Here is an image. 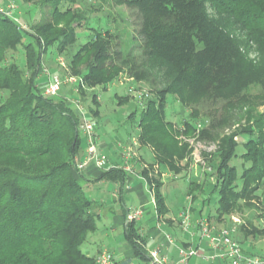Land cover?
Segmentation results:
<instances>
[{"label":"trees","instance_id":"1","mask_svg":"<svg viewBox=\"0 0 264 264\" xmlns=\"http://www.w3.org/2000/svg\"><path fill=\"white\" fill-rule=\"evenodd\" d=\"M33 1L22 0L24 4ZM65 1L46 0V4H52V20L44 19L30 31L0 14V264H98L96 258L81 250L89 235L98 231L100 216L94 212L95 202L87 197L83 176L75 168L85 143L79 113L68 98L43 94L44 56L49 49L54 56L65 57L70 75L79 78L73 85L78 90H72L75 97L84 101L88 91L93 92L88 109L93 120L100 115L95 90L107 89L121 73L127 72L136 83L143 81L152 88L137 129L139 145L154 155L155 164L144 168L143 175L154 191L159 218L170 212L162 191L163 172L177 176L192 164L189 144L180 146L172 134L174 126L166 121L170 95L177 98L183 110H191L182 121L183 134L191 137L197 133L200 140L218 144L217 151L208 154L207 159L214 177L213 194L207 195L208 171L205 181L189 184L193 203L203 205L198 214L204 215V206L214 195L218 197L217 208L208 215L212 223L224 225L231 215L260 211L264 114L251 111L254 106L247 98L248 82L235 85L238 62L243 57L230 31L231 27H240L263 48L264 0H117L116 4L137 8L142 16L140 61L132 52L118 49V36L108 31L97 30L82 43L77 30L89 18L80 8L63 13L58 5ZM211 12L233 21L220 24ZM64 20V26L57 28ZM25 34L30 36L29 42L24 40ZM20 48L25 55V69L16 63L7 64L9 53ZM261 82L264 86V80ZM224 92H231L226 95L227 108L239 104L247 107V123L219 137L212 130L222 123L212 121L206 128L196 121L201 117L199 106L216 103L218 98L223 99ZM118 99L119 104L130 100L129 96ZM242 137L248 139L242 159L250 167L241 171L231 165V160L239 147L237 139ZM184 161L186 166L182 165ZM126 175L124 170H111L97 181L119 183L122 189ZM239 233V240H234L241 247L250 237H264V228L247 220ZM125 239L137 258L149 262L146 240L139 234L135 220L126 223Z\"/></svg>","mask_w":264,"mask_h":264},{"label":"rangeland","instance_id":"2","mask_svg":"<svg viewBox=\"0 0 264 264\" xmlns=\"http://www.w3.org/2000/svg\"><path fill=\"white\" fill-rule=\"evenodd\" d=\"M9 1H13L17 5V17H19L20 21L27 26V30L29 31L31 29V26L33 27V25L43 21L44 19L49 22L52 20V4H46V0H34L29 4H24L22 0H0V4L4 5ZM116 1L117 0H66L65 2H61L60 5H58V8L63 11V13L67 12L69 9L73 10L78 8L86 13L87 17L89 18V22L85 26L77 30V33L80 36V41L82 43L90 40V38L97 30H100L102 32L108 31L112 33V35L116 34L118 36L116 47H118V45H121V47H119L118 49H123L125 53L132 52V55L137 58L138 61H140L143 55V41L140 36L143 22L142 16L137 8H131L126 4H116ZM209 11L211 10L209 9ZM211 15L213 18H216V20L220 24L223 25L225 23H230L233 21H230V18H221L218 15H215L214 12H211ZM64 24L65 20L63 21V23L58 24L56 27L62 28ZM228 25L229 24H227L226 26L227 29H229ZM230 32L231 39L238 42V50L243 57V60L240 59L238 62V71L235 73V85L242 82H248L246 86V94L249 103H252V107L254 106L251 111L254 110V114H264V86L261 82L262 80H264V47L262 48L255 39L249 37L247 31H244L240 27H231ZM30 39V36L25 34L24 40L29 42ZM53 53L54 52H52V49H49L47 55L44 56L45 68L50 70L52 73L55 72L59 74L63 78L71 76L70 72L68 71V60H66L63 56H54ZM62 58L66 62V67L64 68L61 67L59 63V59ZM11 63H16L23 69L26 68L25 55L21 48L18 52L9 53L7 64ZM66 72H69V75L66 74ZM73 85H77V83L65 84L59 92V95L68 98L70 101L79 100L80 105L85 110H87L88 117L92 118L88 109L90 106H92L91 94L93 92L88 91L87 97L85 98L86 100L82 101L81 97L78 98L74 96L72 92V90L74 89ZM160 87L164 86L159 85V88ZM139 89L146 90L150 93V90L152 88L143 81L140 83H136L133 76H131L127 72H124V74L121 73L119 75V78L112 84H110L107 89L98 87L95 90V94H97L99 97L98 102L100 104V115L97 119L94 120L97 123L96 131H99V134L103 140L113 145L112 150L114 151H122L124 147L131 145L134 141L138 142L140 133L137 129V126L142 117V110L137 101L133 98V95L134 90ZM224 93L225 96L223 97V99L218 98V100H216V103L213 102L212 105L206 104L199 106L198 109H200L199 111L201 112V117L199 118V121L197 120L198 122L196 121V123L198 124L202 123L200 125H207L206 128H209L211 126L212 121H214L216 124L222 123L221 126L212 130V132L219 133V137L230 135L235 130L239 129L240 126H245V124L247 123V107L245 105L240 107L239 104L233 108H227L225 106L228 101L226 95H230L231 92ZM126 96H129L130 100L127 103L119 104L118 98H124ZM189 109L190 108H188L187 110H183L182 106L179 104L175 96L170 95L168 97L166 121L172 123V125L174 126L175 134L174 132L172 133L173 137L180 146L186 143L189 144L190 149H192L191 166L187 167V170L183 171L180 175L177 176L170 172L173 178L177 177L175 181H178L179 188H175L174 190H172L171 195L169 194L168 187L166 185L163 189V192L167 196L169 195V205L175 206V208H178V211L181 210V206H179L178 203L181 202V200L185 199L189 183L192 181H203L206 178L207 175L205 171H210V167L207 163V159H209L208 154H213L218 149L217 143L210 140L207 142L200 140L197 133L192 135L191 137H187L183 134L184 130H182V121L191 113V110ZM132 114L136 115L134 120L131 118ZM237 140L239 141V147L237 149L236 157L231 160V165L239 168L242 171L243 168L250 167V163H246L242 159V156L245 153L244 144L248 141V139L247 137H242L238 138ZM120 144L121 146L119 147ZM180 146L177 145L178 150H180ZM198 158L201 160V162L197 163ZM182 165L186 166V161H184ZM145 168L147 167L145 166ZM154 176L157 177L158 174L155 172ZM208 176L210 178L205 180L207 182V195L210 197L213 194L214 190V177L210 172L208 173ZM161 181H163V177ZM240 184L241 182L239 181L238 185ZM84 190L87 197L95 202V207L93 210L96 214L101 216V219L97 222L98 231L89 235L88 240L81 246V250L87 256L96 258L97 260L100 254L108 252L114 256L115 264H122L118 262L116 256L121 253H125L124 251H120V247L122 246V244H124L126 252L129 253L125 257V261L127 262V264H133L135 262H139L138 264H145L144 261L138 260L134 256H132L131 248L125 241L123 228L117 227L115 233H112L110 230V225H107L104 221L107 213H110L113 216V212L117 213L119 212V210H121V205L119 203L111 202L110 199H108L110 202H105L104 205H101V196L104 195L103 192H100L99 190H95L93 188L88 189L86 187L84 188ZM258 196L261 201V206H259V209L261 208L262 211L261 213L256 211L250 212L246 210L244 214L231 215L224 225H219L215 222L213 223L217 228L230 227L233 222L232 217L237 216L241 219L242 225L245 224L247 220L254 219L255 221H257L259 227L264 228V187L258 192ZM212 198L213 199L211 203L204 206V217L208 218L209 212L212 214L215 213L218 197L217 195H214ZM192 204L193 203L191 202V215L193 214L191 207ZM195 207L196 211H198V209H201L200 206ZM109 218L111 219V216ZM180 226L183 228L182 224H180ZM241 226H239L237 229L238 240L240 238L239 229ZM105 227L109 228L107 232H104ZM258 241H264V237L258 239ZM99 251L101 253L98 255ZM256 257L264 260V250L262 249L261 254Z\"/></svg>","mask_w":264,"mask_h":264},{"label":"crops","instance_id":"3","mask_svg":"<svg viewBox=\"0 0 264 264\" xmlns=\"http://www.w3.org/2000/svg\"><path fill=\"white\" fill-rule=\"evenodd\" d=\"M96 137L101 152L105 155L107 154L106 156L108 157L109 163L111 165H113L114 167H119L125 164V161H123V159L121 158L120 149V151L112 150L113 145L103 140L99 134V131H96ZM120 146L121 144L119 145V147ZM85 147L86 144L84 143L81 154L80 156H78V159L84 157ZM138 154L139 159L133 162L135 165V170L133 173H126V180L122 189L119 183L108 182L105 180L97 181L102 173L111 170H118L116 168H110L106 171H101L94 164H91L81 172L83 176V188H93L95 190L97 189L100 192H103L104 195L101 196V205H104L105 202L110 201L113 203H119L121 205V210H119V212H113V216L110 213H107L105 216L104 221L107 225H110L111 232L115 233L117 227H122L124 230L125 237L126 223L130 221L129 218L134 216L135 213L140 212L141 215L138 217V219H135V221L137 222V225L139 227V234L146 240L145 250L149 255L153 250L159 248L161 249V257L166 258L165 264H180V250L193 249L198 251L199 256L191 258L189 264H217L216 261H210V258L213 256V252L209 249L206 240L202 239L199 229L194 226H191L188 230H184L180 226V214L186 208H190L191 202L193 203L191 195L188 194L189 185L185 199L181 200V202L178 203V205L181 206V210L179 211L177 210L178 208H175V206L169 205V195L167 196L163 192L166 198L167 208L170 212L165 217L159 218V215L157 213V205L155 201L154 191L150 188L143 175V169L145 168V166L147 167L151 164H155L154 155L150 149L143 148L141 146H139L138 148ZM162 177L164 184L162 191L166 185L168 187V192L171 195L172 190H174L175 188H179L178 181H175L177 177L173 178L172 174L169 171H164ZM201 182L202 181H199V183ZM108 199H110V201ZM193 204L191 206L193 212V214L191 215V222L195 223L197 220L200 219V217L208 219L207 217L200 216L198 214V211L202 210L203 205H200L199 201ZM195 206H200L201 209H198V211H196ZM257 212L261 213V208L260 211ZM110 216L111 219L109 218ZM250 221H252L254 225H258L257 221H255L254 219ZM104 229V232H107V230H109V228L107 227H105ZM237 232L233 235L234 239H236L237 237ZM169 235L172 237L177 236L174 237L175 243L173 245H170L167 242V236ZM260 238L262 237H258L257 239L250 237L245 240L243 244H241L243 253L250 257H256L261 254V250H264V241H262L263 243L261 241H258V239ZM126 243L131 248L132 256H134L138 260L144 261L145 264H149L150 260L149 262H147L143 259L137 258L132 246L127 241ZM120 251H124L125 253L123 252L124 254L121 253L116 256L118 262L122 264H127V262L125 261V257L129 253L126 252L124 244H122V246L120 247ZM100 253L101 252L99 251L98 255ZM138 263L139 262H135L133 264Z\"/></svg>","mask_w":264,"mask_h":264},{"label":"built area","instance_id":"4","mask_svg":"<svg viewBox=\"0 0 264 264\" xmlns=\"http://www.w3.org/2000/svg\"><path fill=\"white\" fill-rule=\"evenodd\" d=\"M17 5L13 1H9L6 4H0V14L6 16L15 21L22 29L27 30V26L24 25L17 17ZM61 67H66L64 59H59ZM43 75L46 82L43 86V94L49 97L59 96V92L65 84H76L79 82V78L74 76H68L66 78L61 77L59 74H53L47 68H44ZM133 91V90H131ZM77 93V88L74 89ZM151 93L146 90H134L133 98L137 101L138 105L142 108L145 107L146 100L151 97ZM74 105L79 113L80 117V132L85 140L86 150L83 158L76 160L75 168L82 172L89 165L94 164L99 170L106 171L110 168H116L124 170L126 173H133L135 170L134 161L139 159L138 148L139 143L134 141L131 145L124 147L121 151V158L125 161L124 165L114 167L109 163L108 157L101 152L99 144L96 138L97 123L90 117L88 112L81 105L80 101H70ZM201 162L198 158L197 163ZM141 213H135L129 220L138 219ZM181 224L184 230H188L191 226L199 229L202 239H205L209 249L213 252V256L210 261H226L230 264H264V260L258 257H250L245 255L239 243L234 240L233 234L237 232L239 226L242 225V221L239 217H232V225L230 227L217 228L214 223L208 219L201 218L195 223L191 222L190 208H186L180 214ZM168 244L173 245L175 240L172 236H167ZM161 249H155L150 253L149 264H165L166 258L161 257ZM181 261L180 264H189V261L193 257H198L199 253L196 250H180ZM98 264H115L114 256L108 252H104L99 255Z\"/></svg>","mask_w":264,"mask_h":264}]
</instances>
